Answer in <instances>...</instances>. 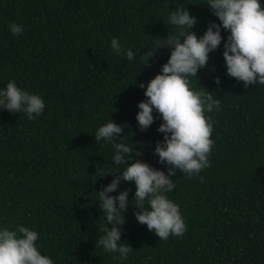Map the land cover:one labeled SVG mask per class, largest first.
Returning <instances> with one entry per match:
<instances>
[{"label":"trees","instance_id":"trees-1","mask_svg":"<svg viewBox=\"0 0 264 264\" xmlns=\"http://www.w3.org/2000/svg\"><path fill=\"white\" fill-rule=\"evenodd\" d=\"M204 3L0 0V87L15 80L45 101L33 120L0 110V224L36 229L55 264H116L96 248L105 222L97 191L116 173L99 177L96 171L124 166L112 163L111 144L97 143L95 131L110 119L127 125L120 135L140 151L134 159L166 171L154 154L162 121L140 131L135 117L146 99L138 85L160 71L170 51L159 49L146 65L140 57L157 36L175 32L167 20L178 5L197 17L198 36L210 21L219 22ZM11 23L24 31L14 36ZM113 37L133 49L135 61L112 52ZM222 53L223 41L209 54L208 67L190 78L193 87L213 91L222 110L211 114L215 144L203 181L179 170L172 176L176 188L168 195L181 206L187 231L159 240L130 204L121 240L133 250L123 264H264V86L245 88L228 77ZM135 188L121 180L109 195L131 189V200Z\"/></svg>","mask_w":264,"mask_h":264},{"label":"clouds","instance_id":"clouds-1","mask_svg":"<svg viewBox=\"0 0 264 264\" xmlns=\"http://www.w3.org/2000/svg\"><path fill=\"white\" fill-rule=\"evenodd\" d=\"M204 5L219 22L210 21L205 32L198 36L193 30L197 17L187 6L178 5L170 11L167 20V25L175 32L166 37L157 36L140 57L146 65L159 49L167 47L170 51L160 71L138 85L144 89L146 99L138 103L135 117L140 131L147 130L156 119L162 121L157 131L163 134V139L156 141L154 154L158 155L159 163L166 166V171L134 159L133 154L139 156L140 151L137 146L133 150L123 141L124 135H120L127 125L110 119L95 131L97 143L111 144L112 163L124 166L122 170L96 171L99 177L116 173L110 183L97 191L105 222L96 243V248L110 254L116 264H123L133 250L121 240L124 213L130 204L136 208V220L154 231L159 240L182 237L187 231L181 206L168 194L176 188L172 176L177 170L186 178L196 176L203 181L200 173L211 167L210 156L215 144L212 138L215 121L211 114L222 110L221 99L213 95V91H205V87H193L190 80L197 77L200 69L208 67L209 54L223 41L226 75L235 78L237 83L243 82L245 88L264 86V0H205ZM9 30L18 36L24 26L11 23ZM222 31L228 33L226 39ZM110 46L115 55L135 61L133 49L124 46L119 38L113 37ZM215 83L221 84L219 76L215 77ZM3 109L11 113L23 112L33 120L44 112L45 101L40 94L9 80L5 87H0V110ZM154 111L158 115L154 116ZM121 180L134 182L136 188L131 200V189L109 195L117 190ZM40 238L36 229L24 224H0V264H55L38 244Z\"/></svg>","mask_w":264,"mask_h":264}]
</instances>
